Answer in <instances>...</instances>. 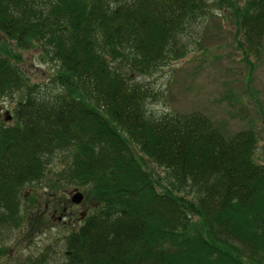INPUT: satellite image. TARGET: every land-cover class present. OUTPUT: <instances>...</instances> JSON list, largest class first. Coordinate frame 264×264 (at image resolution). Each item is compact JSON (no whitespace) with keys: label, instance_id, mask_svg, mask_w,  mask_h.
<instances>
[{"label":"trees","instance_id":"16d2710c","mask_svg":"<svg viewBox=\"0 0 264 264\" xmlns=\"http://www.w3.org/2000/svg\"><path fill=\"white\" fill-rule=\"evenodd\" d=\"M224 1L239 48L260 58L264 0ZM208 15L206 0H0V99L24 89L0 123V250L22 190L67 153L59 180L97 207L64 236L60 264H264L257 134L226 139L198 112L153 118L129 84L181 58L182 35ZM27 51L52 65L44 82L25 83Z\"/></svg>","mask_w":264,"mask_h":264},{"label":"rangeland","instance_id":"374dc122","mask_svg":"<svg viewBox=\"0 0 264 264\" xmlns=\"http://www.w3.org/2000/svg\"><path fill=\"white\" fill-rule=\"evenodd\" d=\"M206 2L210 6L206 22L192 28L189 37L182 35L184 55L167 60L150 74H130L129 84L145 91V112L153 118L198 112L226 139L240 131H254L257 144L252 157L264 167V50L257 58L239 48L225 1ZM17 66L26 84L44 82L53 69L34 51L22 52ZM23 96L24 89L0 99V123H13L12 111ZM5 113L8 121H4ZM69 160L67 153L56 154L42 180L22 190L21 220L2 243L0 264H40L39 257L44 264L64 260V236L82 224L81 213L85 218L97 207L87 187L59 180L58 174ZM141 162L156 182L165 177L164 170L148 159ZM74 189L83 196L79 206L70 203ZM63 208L66 216L61 215Z\"/></svg>","mask_w":264,"mask_h":264},{"label":"water","instance_id":"95a60500","mask_svg":"<svg viewBox=\"0 0 264 264\" xmlns=\"http://www.w3.org/2000/svg\"><path fill=\"white\" fill-rule=\"evenodd\" d=\"M4 116H5V121H8L9 120V118L7 117V113H5L4 114ZM81 201H82V195L79 193V192H75L73 195H72V197H71V199H70V202L72 203V204H75V205H78V204H80L81 203ZM60 219V218H59Z\"/></svg>","mask_w":264,"mask_h":264},{"label":"flooded vegetation","instance_id":"af4514ba","mask_svg":"<svg viewBox=\"0 0 264 264\" xmlns=\"http://www.w3.org/2000/svg\"><path fill=\"white\" fill-rule=\"evenodd\" d=\"M66 212H67V210H66ZM66 212H64V214L63 215H67V213ZM54 215H55V212H54Z\"/></svg>","mask_w":264,"mask_h":264}]
</instances>
